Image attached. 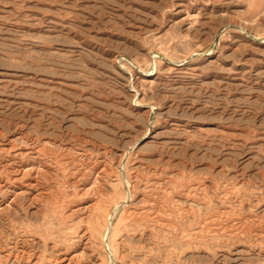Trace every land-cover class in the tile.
<instances>
[{
    "label": "rangeland",
    "instance_id": "374dc122",
    "mask_svg": "<svg viewBox=\"0 0 264 264\" xmlns=\"http://www.w3.org/2000/svg\"><path fill=\"white\" fill-rule=\"evenodd\" d=\"M0 156V264H264V0H0Z\"/></svg>",
    "mask_w": 264,
    "mask_h": 264
},
{
    "label": "bare ground",
    "instance_id": "6f19581e",
    "mask_svg": "<svg viewBox=\"0 0 264 264\" xmlns=\"http://www.w3.org/2000/svg\"><path fill=\"white\" fill-rule=\"evenodd\" d=\"M208 1V0H207ZM201 3V2H200ZM228 5V4H227ZM240 5H242V4H240ZM212 6V5H211ZM243 7V6H242ZM203 8V7H202ZM219 8V7H218ZM223 9V8H222ZM196 10V9H195ZM221 10V9H220ZM200 11V10H199ZM206 11V10H205ZM209 21H211L210 19H209ZM80 39V38H79ZM91 42V41H90ZM83 43V42H82ZM106 50V49H105ZM95 51H96V49H95ZM39 144V143H38ZM51 144V143H50ZM99 144V143H98ZM52 145V144H51ZM98 146V145H97ZM97 150V149H96ZM81 151V150H80ZM31 153V152H30ZM98 154V153H97ZM72 155V154H71ZM9 156V155H8ZM92 156V155H91ZM1 157V156H0ZM4 157V156H3ZM16 159V158H15ZM106 159V158H105ZM121 159V158H120ZM91 161H92V159H91ZM120 161V160H119ZM31 162V161H30ZM116 162V161H115ZM120 164V163H119ZM66 165V164H65ZM79 166V165H78ZM120 166V165H119ZM112 167V166H111ZM66 168V167H65ZM88 168V167H87ZM89 170V169H88ZM79 172V171H78ZM124 174V173H123ZM72 175V174H71ZM125 176V175H124ZM113 177V176H112ZM120 177V176H119ZM134 177V176H133ZM65 180V179H64ZM129 180V179H128ZM126 181V180H125ZM63 182V181H62ZM122 183V182H121ZM155 183H156V181H155ZM6 184V183H5ZM124 184H126L125 182H124ZM125 186H127V185H125ZM129 187V186H128ZM127 187V188H128ZM153 187V186H152ZM186 189V188H185ZM15 190V189H14ZM31 190V189H30ZM179 191V190H178ZM126 192V191H125ZM182 192V191H181ZM192 192V191H191ZM35 193V192H34ZM174 193V192H173ZM99 194V193H98ZM106 194V193H105ZM178 194V193H177ZM132 195V194H131ZM175 195H176V193H175ZM161 197V196H160ZM177 197V196H176ZM125 198V197H124ZM9 199V198H8ZM94 199V198H93ZM96 199V198H95ZM117 199V198H116ZM26 200V199H25ZM160 200V199H159ZM124 201V200H123ZM122 201V202H123ZM108 202H110V201H108ZM155 202V201H154ZM159 202V201H158ZM118 203V202H117ZM120 203V202H119ZM140 203V202H139ZM133 204V203H132ZM159 204V203H158ZM157 206V205H156ZM155 206V207H156ZM146 207V206H145ZM187 207V206H186ZM185 207V208H186ZM18 208V207H17ZM111 208V207H110ZM115 208V207H114ZM132 208V207H131ZM188 208V207H187ZM112 209H113V207H112ZM111 209V210H112ZM157 209V208H156ZM101 205H95L94 206V208H93V210H92V221L90 222V224H92L91 225V227L90 228H88L89 229V233L88 232H85V233H88V236H89V239H94L95 237H96V229H95V226H100L101 227V223H100V219H101ZM110 210V211H111ZM103 212H104V210H102ZM112 212V211H111ZM113 215V214H112ZM118 215V214H117ZM174 215V214H173ZM108 216H109V214H107V215H105V219H104V225H103V230L104 231H108L109 230V227H110V224H109V220H110V218L108 219ZM170 217V216H169ZM52 218V217H51ZM116 219V218H115ZM49 221V220H48ZM167 221V220H166ZM54 223V222H53ZM85 223V222H84ZM48 224H49V222H48ZM201 224V223H200ZM112 225V224H111ZM28 226V225H27ZM37 226V225H36ZM72 226V225H71ZM85 226V225H84ZM121 228V227H120ZM195 228V227H194ZM35 229V228H34ZM75 229V228H74ZM83 229V228H82ZM140 230V229H139ZM191 230V229H190ZM38 231V230H37ZM69 231V230H68ZM81 231V230H80ZM196 231V230H195ZM59 232V231H58ZM109 232H111V231H109ZM173 232V231H172ZM79 233V232H78ZM181 233V232H180ZM123 234V233H122ZM189 234V233H188ZM78 235V234H77ZM76 235V236H77ZM83 235V234H82ZM108 235H109V233H108ZM123 235H125V234H123ZM56 236V235H55ZM129 236V235H128ZM143 236V235H142ZM83 237V236H82ZM81 237V238H82ZM17 238V237H16ZM30 238V237H29ZM139 238V237H138ZM213 238V237H212ZM128 239V238H127ZM131 239H133V238H131ZM136 239V238H135ZM159 239V238H158ZM71 240V239H70ZM102 240H103V237H102ZM109 240H110V238H109ZM121 240V239H120ZM123 240V239H122ZM213 240V239H212ZM63 241H65V240H63ZM93 241V240H92ZM107 241V240H106ZM133 241V240H132ZM136 241V240H135ZM144 241V240H143ZM204 241V240H203ZM108 242V241H107ZM162 242V241H161ZM202 242V241H201ZM97 243V242H96ZM66 244V243H65ZM76 245V244H75ZM93 246V245H92ZM105 246V245H104ZM108 246V245H107ZM197 246V245H196ZM106 247V246H105ZM121 247V246H120ZM125 247V246H124ZM109 248V247H108ZM111 248V247H110ZM24 249V248H23ZM128 249V248H127ZM57 250V249H56ZM91 250V249H90ZM155 250H156V248H155ZM70 251V250H69ZM146 251H148V250H146ZM136 252V251H135ZM64 254V253H63ZM152 254V253H151ZM101 255V254H100ZM119 255V254H118ZM127 255V254H126ZM132 255V254H131ZM159 255V254H158ZM48 256V255H47ZM113 256V255H112ZM116 256V255H115ZM120 256V255H119ZM135 256V255H134ZM12 257V256H11ZM35 257V256H34ZM116 258H117V256H116ZM138 258V257H137ZM107 259V258H106ZM65 260V259H64ZM114 260V259H113ZM123 260V259H122ZM155 260V259H154ZM160 260V259H159ZM82 261H84V260H82ZM152 261V260H151ZM53 262V261H52ZM60 262V261H59ZM153 262V261H152ZM159 262V261H158ZM121 263V262H120ZM52 264V263H51ZM80 264V263H79ZM109 264V263H108ZM144 264V263H143Z\"/></svg>",
    "mask_w": 264,
    "mask_h": 264
}]
</instances>
